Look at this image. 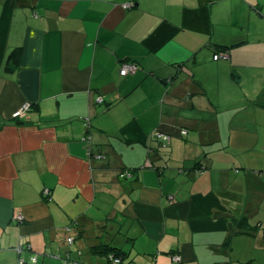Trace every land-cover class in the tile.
<instances>
[{"label":"crops","instance_id":"0c3cea01","mask_svg":"<svg viewBox=\"0 0 264 264\" xmlns=\"http://www.w3.org/2000/svg\"><path fill=\"white\" fill-rule=\"evenodd\" d=\"M100 244L264 264V0H0V264Z\"/></svg>","mask_w":264,"mask_h":264},{"label":"trees","instance_id":"16d2710c","mask_svg":"<svg viewBox=\"0 0 264 264\" xmlns=\"http://www.w3.org/2000/svg\"><path fill=\"white\" fill-rule=\"evenodd\" d=\"M225 49H222L221 51L222 52H227L228 53V51H227V49L224 51ZM15 57L16 58V60H17V58H18V56H19V51H15L13 54H11L10 55V59L12 58V57ZM229 59V58H228ZM237 171V170H236ZM44 196L45 197H47V196H49V194L47 195V194H44ZM243 222H245L244 220H242V221H240V223L242 224ZM241 233V232H240ZM69 239H71V241H68L67 240V242H68V244H71V242H72V238L70 237ZM131 240V239H130ZM229 242L230 241H228L227 242V244H229ZM131 244V243H130ZM22 246V245H21ZM22 249H21V251L18 253V254H22V253H24L25 252V250L28 248L29 249V247H26V248H23V246L21 247ZM129 251H130V249L128 248V249H119V248H116V247H112V246H110V245H105V244H100V245H95V246H92V247H90L89 248V253L90 254H96V255H102V256H105L106 258H107V260H108V264H139L138 262H140V261H136L135 260V258L134 257H132L131 259H128V254H129ZM78 253H80L81 254V252L80 251H78ZM31 257V261H32V263L34 264L35 262H36V255L35 254H33V255H31L30 256ZM176 257H178V259L176 260L175 258ZM170 258H171V260L172 261H174V262H180L181 261V258H180V256L178 255V254H175V253H170ZM23 261V263L22 264H26V261H25V259H23L22 257H20V259L18 260V262L19 261ZM64 260V263H65V261H69V259L68 258H65V259H63ZM115 261H118L117 263H115ZM79 262L77 261V264H78ZM69 264V263H68ZM73 264H74V262H73ZM76 264V263H75ZM80 264V263H79ZM152 264H153V262H152Z\"/></svg>","mask_w":264,"mask_h":264},{"label":"built area","instance_id":"2783aa9c","mask_svg":"<svg viewBox=\"0 0 264 264\" xmlns=\"http://www.w3.org/2000/svg\"><path fill=\"white\" fill-rule=\"evenodd\" d=\"M127 6L125 5L124 6V8H126ZM229 58V55H228V53L227 52H221V53H216L214 56H213V59L214 60H218V59H222V60H227ZM138 69V67H137V65H136V63H133V62H124V63H122L121 65H120V69H119V74L121 75V76H124V75H127V74H130V73H134L136 70ZM97 102H102V99L100 98V99H98L97 100ZM28 108H29V106L28 105H26V106H24V107H22V108H20V109H18L17 111H15L13 114H12V117L15 119V118H18V117H20L25 111H27L28 110ZM85 124L87 125V126H89V120L86 118L85 119ZM183 134H186V131H183ZM159 136H161V135H159ZM161 138L165 141V142H167L168 141V137L166 136V135H163V136H161ZM129 175V173L127 172V171H125V172H123V173H121V174H119V176L121 177V178H123V177H126V176H128ZM45 193L48 195L49 194V191H45ZM16 221H18V222H22L23 221V218L21 217V216H18L17 217V219H16ZM68 241H71V239H67ZM22 246L21 245H18L17 247H16V252L17 253H19L20 251H21V248ZM176 260L178 259V257H176L175 258ZM116 262V261H115ZM23 263V261H19L18 262V264H22Z\"/></svg>","mask_w":264,"mask_h":264},{"label":"rangeland","instance_id":"374dc122","mask_svg":"<svg viewBox=\"0 0 264 264\" xmlns=\"http://www.w3.org/2000/svg\"><path fill=\"white\" fill-rule=\"evenodd\" d=\"M136 261H137V259H136ZM118 261H116L115 263H117Z\"/></svg>","mask_w":264,"mask_h":264}]
</instances>
